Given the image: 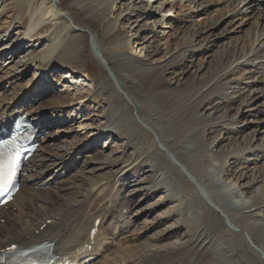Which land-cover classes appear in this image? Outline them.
Masks as SVG:
<instances>
[{
	"label": "bare ground",
	"instance_id": "6f19581e",
	"mask_svg": "<svg viewBox=\"0 0 264 264\" xmlns=\"http://www.w3.org/2000/svg\"><path fill=\"white\" fill-rule=\"evenodd\" d=\"M8 1L10 0H0V8H7ZM20 1L22 4H28L29 6L35 7V12L34 14L32 13V16H37L38 20L36 22L35 20H32L33 24L29 27V33L24 38L20 37L19 42L16 43V46H19L17 49L16 46H8L13 33L0 36V47L3 46L0 48L2 49L0 53L2 54V57L4 56V53H7L5 56L8 55L6 60H3V62L0 63V71L1 67L5 68L9 65V63L15 61V57L19 56L18 51L20 49L24 50L23 48L25 45L38 43L37 41L39 40L42 41V38L45 36L38 35L39 30L41 27L50 25L53 22L56 23L57 27L54 29V33L51 34L52 37H50V47L48 49L45 48L46 50L42 51V53H36L34 51L28 53V61H30L31 65H24L26 68H24L23 71L30 74L34 70V76L29 79V84L37 83L40 78H45L46 73L53 72L54 67H56L55 65H59L70 70L65 74L67 76H65L63 80L73 79L75 78L74 75L79 74H83L85 75V78H88L86 73L83 71L88 60L89 50L86 49L87 45H90L92 50H95L94 53L101 62L105 61L106 65L110 67V64H108L105 59L104 52H102L99 47L98 38L94 36L89 28L80 26L73 18L64 12L62 5H60V0ZM141 1L142 2L139 3H143L145 10L138 12L136 15L141 20L140 22L146 20L147 23H150V33H152V37L156 39L155 41H157L160 46L166 48V52H164L163 57L160 55V59H164L163 66L160 65V63L146 64L137 60L131 61V59L128 58V48L131 46V39L123 34H121L123 36L115 34L119 21L123 19L122 13L124 14L131 11L130 5L124 7L121 13L118 11L120 14L117 15L115 19H110L108 17L109 14L115 12L114 8H118L115 6L118 4L117 2H120V0H70V2L80 4L86 14L94 13L95 15L93 16L104 21L105 34L115 37V39L112 40L110 49L114 56L113 58L118 61L119 66L115 71L110 68L112 70L110 79L114 81V88H110L111 92H109V94L115 96V99L116 97L119 99V102H117L119 103L117 105L119 108H109L111 111L108 116V122L100 126L96 133L97 135H103L102 133H104L108 128L110 130H115V132L120 134V136L125 135L129 131L126 129V124L133 122L135 125V131H140L141 128H144L152 132V134H155V125L153 126L148 122L152 117L150 118L148 115H144L145 109H143V107H146L147 110H151V112L155 115L162 113L159 119L164 120L165 123L169 125L165 131L166 141L161 142L158 136L153 135L157 138L158 147L160 146V149H158L160 150L159 152L161 153V156H159V158L153 157V164L150 165V167L156 168L159 162H161L164 158H168L170 165L178 171L175 175V181L177 182L179 180L182 184H187L186 187L188 189L193 187L194 191L197 192L196 196H198V199L200 200L199 203H201L202 206L195 209L197 214H194L193 212L191 214L192 217L190 220H193V222L197 224L195 228H188L186 226L184 228V233H180L178 236L175 235V241H169L170 237H161L155 240L153 246L160 247V250H155L154 253L143 256L138 262H130L128 264H264V244L259 247L254 240L255 237L264 238V106H262V104H264V44H258L264 36V30H259V25L257 27L256 24H253L254 27H251L249 32H245V40L243 38L242 40L239 39L240 41L237 39L229 41L227 39L228 32L230 31L227 28L233 25L234 22L236 23V21V24L239 25L240 22L251 19V13H253L254 8L256 7V2L260 3V1L263 0H236L238 5H236L235 8L230 7L229 5L225 8L227 10L217 11L214 15L201 14V18L199 20H194L191 23L189 22L186 27L183 22H179L173 27L167 26L173 25V22L171 23L169 22L170 20H165V18H163L166 16V12L163 13L162 17L156 15L158 14L157 11L163 12V10L167 8V5H169V12H174V15L176 16V12H178L176 6V3H178L177 0ZM148 8H150L148 12H145ZM3 11L4 10L0 9V13H3ZM260 13L256 14L260 16ZM221 22H223L222 25H220ZM167 28L175 29L176 31L181 28L179 31L180 34H183L184 38L188 37L191 39L186 42V44L182 45V49L178 52V55L171 54L172 49L169 45V40H166V38L164 40V36L166 34L164 29ZM237 29L239 30L240 27H237ZM69 32L78 34V36L73 34L74 36L72 42L70 41L72 35L69 34ZM118 32L119 30L117 33ZM212 37H214L217 41L211 45L218 48V50L216 49L217 52H215V54L207 60L208 67L210 66L212 68H210L211 71L213 70L211 75L209 74L207 76L208 78L201 82L197 80L196 76H185V81L183 80L184 82H182L181 80L176 90H169L170 87L167 89V84L162 78L165 72L168 69H172L175 73L177 69H181L182 72H179L183 75L188 69V66L186 67L183 65L181 56L184 55V57L182 56L183 59L188 58L191 61L197 55L195 49H198L200 44L202 46L208 43ZM226 39L228 40L227 42ZM233 41L235 46L237 44H241L243 46V50L248 47L245 50L246 53L250 55H246L248 57L244 56L243 62H239H241V65L243 64L241 66V70H243L242 72L249 75L246 79L252 81V84H249L251 82L246 84V88H248L247 91L250 93L249 95H254L251 99H258L261 101V105L257 104L260 106L257 113L259 111V114H261V124L253 128L250 142L242 143L241 148L231 151L228 150L225 153H212L205 150L203 145L207 132H209V130L216 123H214L213 120H204L200 117L196 118V111L200 106H202L207 97H210L211 94H214L216 91H222L224 89L223 79H221L222 77L220 76L223 72L226 73V70L227 72L228 70L232 71L230 68L238 61L236 59L234 61L229 59L235 58V53H233L234 50L232 51V45L234 44ZM256 44L258 45L256 46ZM244 45L247 47H244ZM62 50L67 51L68 53H64ZM13 58L14 60H12ZM227 60L228 62H226ZM205 66L206 64L203 62L198 64L196 71L202 72ZM6 74V77L8 78L10 74ZM52 75H54V73L50 74V76ZM231 75H233V72ZM231 75L229 76L230 78H232ZM235 77L236 76L233 78ZM233 78L230 79L231 81H229V84H232L235 81ZM16 81H18L17 77L15 79V82ZM56 82L57 81H55V83ZM60 87V91H65V93L67 92V90L64 89L65 87ZM47 88H49V86L44 89ZM95 89H98L97 93H100L102 96H104V90L108 91L106 87H104L103 90V87L100 86V84H96ZM81 90L82 88L80 86L74 87V91L76 93L79 92V95L83 96L85 91ZM171 91H174V93L170 94L169 92ZM145 94H151L153 96L150 95L152 97L150 99H143L142 96ZM15 99H17L15 96L11 98L7 90L0 91V119L2 118L5 120L7 124H11L17 117L16 115L20 114L22 109L27 113H31L29 108H24V106L16 107L19 101ZM80 99H82L83 102L86 101L85 96ZM112 102L115 104L114 100H112ZM154 102L157 104V108L155 107L156 104L153 106ZM113 103L112 105H114ZM120 103L124 105L123 109L128 111L124 112V110H122V112L120 110ZM241 108L242 106L236 108V115L240 112L239 110ZM37 110L39 109L36 108L33 113H36ZM47 116V113H44L43 118L46 119ZM36 117L34 116V118ZM225 120L227 121V119ZM225 120L218 121V123L225 126L226 129H229L230 126L234 125L231 119L227 122H225ZM47 125H50V123ZM47 125L40 126L38 130L48 131L49 127ZM129 126L132 127V125ZM132 129L130 131L133 132L134 130ZM230 129L229 133L233 132L237 135L236 130L233 129L230 131ZM132 132L130 133L132 134ZM96 133L92 132L91 137L94 135L97 136ZM131 134H129L127 138H130ZM161 134L163 133H159V135ZM187 139L192 140L195 144ZM190 144L196 145V147L200 144L203 148L197 147L193 150L190 147ZM175 147H178V151H173V148ZM39 151L42 153L41 156L43 159H40L42 162L37 161L39 162L36 163V167L38 169H40L46 161H60L62 159V155H56L49 148L47 149V145L44 146L42 144ZM82 152H85V154L88 153H86V151ZM71 153L72 152L69 154ZM231 156H234L239 162L238 169H240V172L242 173L249 171L254 174L256 171L260 170L263 178L261 182L259 181L260 184L259 186L257 185V188L262 187V193L259 197L254 196L249 198L246 196V194H252L254 192L251 190L255 188L254 186L249 188L243 195H239V201H232V203L229 204L230 206H225L219 203L220 201L218 202L213 199L214 197L210 194L211 191L209 192V190H207L206 184H204L205 181L202 182L201 179L205 178L207 173L213 168L216 169L221 167L222 169V166ZM34 157L35 154L32 159V163L35 167ZM100 157L101 156L96 154L91 156V160L98 161ZM74 159L75 156H73L67 163H64L65 161L60 162L59 168L61 169L64 167L66 169L67 167H73ZM53 175L56 176L57 174L54 172ZM35 177L36 178H30V180L24 179L23 184L20 187V191L16 195L17 198L22 197L27 200L25 204L27 209L24 211V209L20 207L22 208L19 211L20 221L14 220L9 212L3 209L0 210V221H5V224H0V250L13 244H18L21 247H29L48 240L54 244V249L57 254L61 255L62 258L71 257L70 259L73 260V258L78 256L76 253L82 250L85 244L92 245L90 242V232L93 229L96 220L101 218V214L93 216V213L90 214V212L97 210L98 207V209L102 207H100L101 201L98 202L97 198L99 197L101 200H105V198H107V191H112V187L108 186L110 184L103 185L100 186L98 190L94 189L91 194L89 193L86 198V208L84 204L77 207L66 206L65 210L57 211L56 213L58 214H52L50 209L55 200L53 201V199L47 198L49 195L46 199L45 196L44 198L40 197L39 191L34 188L41 186L46 182L55 181L56 179L52 178L48 173H46V171L37 174ZM162 182L168 183L167 178H161L159 184ZM31 184L34 187H31ZM127 184L130 183L128 182L122 184V189L129 187ZM131 185L132 184H130V186ZM257 188H255V190ZM24 193H27V196H24ZM37 205H39V207ZM119 206H121V204ZM39 208H43L44 210L42 209L43 211H39ZM107 211L105 209V212ZM32 212H34V214L36 213L37 216H34V214L31 215ZM62 214H64V216L60 219ZM92 216L93 223L91 222ZM25 217H28V221L24 220ZM35 218L40 220L42 219V222L40 221V223L45 225L44 230L39 232L37 235L30 227L36 222ZM105 218L106 217L104 216V219L98 227L99 236L97 235L94 239L96 249L93 245L91 247V251H86L85 253L89 252L87 257L97 254L99 251L98 249H103L104 243L101 242L103 235L107 234V232L111 230V227L106 229ZM49 220H52V224H47V221ZM42 224H40V226L38 225V228H36L37 226L34 228L40 229ZM112 227L113 229L118 228L117 226ZM188 230L189 235H187ZM246 241L251 245L248 251H245L246 248L244 243Z\"/></svg>",
	"mask_w": 264,
	"mask_h": 264
},
{
	"label": "rangeland",
	"instance_id": "374dc122",
	"mask_svg": "<svg viewBox=\"0 0 264 264\" xmlns=\"http://www.w3.org/2000/svg\"><path fill=\"white\" fill-rule=\"evenodd\" d=\"M177 1L178 3H176V6L178 12H176V16L174 15L175 18L169 21L171 23L173 22V25H167L169 27H173L179 22H183L186 27L189 22L191 23L194 20H199L201 14L214 15L217 11L227 10L225 9L226 6L230 5V7L235 8L236 5H238L236 0ZM139 2L142 1L120 0L115 6L118 8H114L115 12L109 14L108 17L110 19H115L124 7L130 5L131 11L124 14L122 13L123 19L119 21L115 34L120 36L124 35L131 39V46L128 48V58H130L131 61L137 60L146 64L160 63V65L163 66L164 59L161 60L160 58L161 56L163 57L166 48L160 46L157 41H155L156 39L152 37V33H150V23H147L146 20L140 22L141 20L137 17L136 14L138 12L145 10L143 3ZM7 5V8H0L4 10L3 13H0V36L13 33L8 46L14 47L16 43L19 42L20 37H26L29 33L30 25L33 24L32 20L36 22L38 17L32 16V13L34 14L35 12V7L22 4L20 0H10L7 2ZM60 5H62L63 11L73 18L80 26L89 28L94 36L98 38L99 47L102 52H104L105 59L108 64H110V67L101 62L96 57L94 53L95 50H92L90 45H87L86 49L89 50L88 60L83 71L86 75H89V81L83 74L74 75L75 78L73 79L63 80V78L67 76L65 74L70 70L55 65L56 67H54L53 72H49V74L54 73V75H48L45 80L40 78L41 80L39 79L37 83L29 84V79L34 76V70L30 74L23 71L24 68H26L25 66L30 64V61H28V53L33 51L42 53V51L50 47L51 34L54 33V29L57 27L56 23L53 22L50 25L41 27L39 30L38 35L45 36L42 38V41L39 40L37 41L38 43L25 45L26 48L24 47V50L20 49L18 51L19 56L15 57V61H12L14 60L13 58L11 60L12 63H9L8 66L5 68L1 67V70H3L0 72V91L7 90L11 98L15 96V98H17L15 100L19 101L18 104L16 103V107H29L31 117L37 116V118H39L43 117L44 113H47L48 116L45 121L47 124L50 123V125H47L49 130L41 137L42 143H44V146L47 145V149L49 148L56 155H62L60 161H46L45 164L38 169L36 163L42 162L40 159H43L41 156L42 153L39 151L40 153L34 157L35 167L34 164H32L29 178H36L34 176H37L39 171L40 173L46 171L52 178H56L53 173L55 172V174H57L58 172L59 174L60 162L65 161L64 163H67L75 156L73 167L70 165V168H61V171L65 169V173L67 174H62L61 177L57 174L59 179H56L55 185L42 190H38L40 186L34 188L39 191L40 197L44 198L45 196L46 199L49 195L47 198H51L53 201L55 200L51 206L50 212L52 214H58L56 212L65 210L66 206L77 207L83 204L86 208V198L89 193L91 194L94 189L98 190L100 186L110 184L108 186L112 187V191H107V198H105V200H101L99 197L97 198L98 202L101 201L100 207H102L100 209H98V207L97 210L90 212V214L93 213V216L101 214L102 219L105 216L106 229L111 227V232L109 231L107 234L103 235L101 241L104 243L103 249H101L98 258L94 260L92 264H128L130 262H138L143 256L154 253L155 250H160V247L153 246L155 240L161 237H170L169 241H173L175 235L178 236V234L184 233V228L186 226L188 228H195L197 224L194 223L193 220H190L192 217L191 214L192 212L197 214L195 209H198L202 204L199 203L200 200L198 196H196L197 192L194 191L193 187L190 186L192 188H190L191 191L186 187L187 184H182L179 180L177 182L175 181V175L178 171L170 165L168 158H164L159 162L156 168L150 167V165L153 164L152 160L161 156L157 138L153 135L158 136L161 142L166 141L165 131L169 125L166 124L164 120L159 119L162 113L155 115L151 110L148 109V111L146 107H143V109H145L144 115H148L150 118L152 117L148 122L153 126L155 125V134H152V132L144 128H141L142 131H135V125L132 122L126 124V129L129 131L125 135L120 136L115 130H110L108 128V130L106 129L105 132L102 133L103 135H97V129L108 122V116L111 111L109 108H119V106H117L119 104L117 103L119 99H117V97L115 99V96L109 94V92H111L110 88H114V81L110 79V72L112 70L115 71L119 66L118 61L113 58L114 56L110 49L112 40L115 39V37L105 34L104 21L93 16L95 15L94 13L86 14L80 4L70 2V0H60ZM255 6L256 9L254 8L253 13H251V19L244 20L240 22L239 25L236 24V21V23L234 22L233 25L227 28L230 30L227 35L229 41L236 39L242 40V38L245 40L246 33L249 32L251 27H254L253 24H256L257 27L259 25V30H264V0L260 1L259 5L256 3ZM149 9L150 8L145 12H148ZM169 11L170 6L167 5V8H165L163 12L157 11L158 14L156 15L162 17L163 13L166 12L167 14ZM256 13H260V16ZM222 23L223 22H221L220 25H222ZM237 27H240V29L238 30ZM180 29L178 31L169 28L164 29L166 33L164 40L165 38L169 40L172 55H178V52L182 49V45L191 40L188 37L184 38V35H181L179 32ZM118 30L119 32L117 33ZM69 34L72 35L71 42L73 41L74 35L78 36V34L74 32H69ZM227 39L226 42L228 41ZM216 41L217 40L212 37L205 45L201 46L200 44V47L195 49L197 55L192 59L193 61H190L188 58L183 59L184 55H182L183 57L181 56V59L183 65L186 67L188 66V69L183 75H181V69H177L175 73L172 69H168L162 77L167 84L166 88L168 89V87H170L169 90H176L181 80L182 82L185 81V76H196L197 80L200 82L208 78L207 76L209 74L211 75L213 70L211 71L212 68L210 66L208 67L207 60L218 50V48L211 45ZM260 42L258 43L259 45L264 44V36ZM258 44H256V46ZM232 46L235 58L229 59H231V61L235 59L238 61L230 68L232 71L228 70L227 72L226 70V73L223 72V75L221 74L220 77L223 79L224 89L222 91H216L214 94H211L210 97H207L202 106L196 111V118L200 117L204 120H213L214 123H216L209 132H207L203 145L205 150L212 153H225L228 150L231 151L241 148L242 143L250 142L253 128L261 124V114H259V111L257 113L261 101L258 99H251L254 95H249L250 93L247 91L248 88H246V84H248V82L252 84V81L246 79L249 75L242 72L241 66L243 64L241 65V62H239H243L244 56L248 57L250 55L247 54L245 50L248 47L244 45V47L246 46L247 48L243 50L241 44L235 46L234 43ZM18 47L19 46H16V49ZM62 51L68 53L67 51ZM5 54L7 53H4L2 57L0 53L3 60H6L4 57H8V55L5 56ZM202 62L206 64L205 68H203L202 72L196 71L198 64ZM226 62H228V60ZM232 72L233 75L236 76L235 78L231 75ZM6 73L10 74L8 78L6 77ZM230 75L235 79L232 84H229V81H231L230 79H232L229 77ZM224 76L227 77L225 78ZM16 77L18 81L15 82ZM55 81L58 83H55ZM96 84H100L103 90L104 87H106L108 91L104 90V96L97 93L98 89H95ZM48 86L49 88L44 89ZM60 86H63V88L65 87L64 89L67 90V92L60 91ZM76 86H80L82 88L81 91H85L83 96H80L79 92L76 93L74 91V87ZM169 93L173 94L174 91ZM150 95L145 94L142 98L150 99L152 98L151 96H153ZM84 96L86 97L85 102L80 99L81 97L84 98ZM112 100H114L115 104ZM112 103L114 105H112ZM155 104L154 102L153 106H155ZM122 105L123 104L120 103V110H124V112L128 111L123 109L124 105ZM241 106L240 112L236 115V108ZM262 106H264V104H262ZM155 107L157 108V104ZM36 108L41 111L37 110L36 113H33ZM225 119H227V121L231 119L234 127L230 126L232 129H229L230 131L233 129L236 130L237 135L233 132L229 133V129H226L225 126L218 123V121H224ZM227 121L225 120V122ZM129 125H132V127ZM131 129L138 133L134 131L133 133L130 131ZM92 132L96 133L97 136L94 135L91 137ZM130 132H132V134ZM159 133H163L164 135H159ZM129 134H131V137L127 138ZM187 140L195 144L192 140ZM190 147L193 150L197 147L203 148L200 144H198L197 147L196 145L190 144ZM177 149L178 147H175L173 151H178ZM82 151L88 153L85 154V152L83 153ZM70 152L72 153L69 154ZM96 154L101 157L99 160L97 159L98 161H92L91 156ZM238 164L239 162L237 159L231 156L222 166V169L221 167L216 169L213 168L207 173L206 177L203 178L204 180L201 179L202 182L205 181L204 184H206L207 190H209V192L211 191L210 194L214 197L213 199L218 202L220 201L219 203L225 206L231 204L232 201H239V195H243L249 188L254 186L257 188V185L259 186L263 178L260 170L256 171L254 174L249 171H245V173L240 172ZM164 177L167 178L168 183L162 182L159 184L161 178ZM128 182L132 185L130 186V184H127L129 187L122 189V184ZM31 187L34 186L32 185ZM255 188L251 189L254 191L252 194H246V196L249 198L254 196L259 197L262 193V187L256 190ZM24 196H27V193H24ZM26 202L27 200L25 198L20 197L17 199L15 206L8 211L14 220L20 221L19 211L22 208L24 211L27 209L25 205ZM120 204L121 206H119ZM37 206L39 207V205ZM42 209L43 208L39 211L44 210ZM105 209L108 211L105 212ZM33 214L34 212H32L31 215ZM34 216H37V214L35 213ZM63 216L64 214L60 216V219H62ZM93 216L91 219L92 223ZM27 218L28 217H25L24 220L28 221ZM40 221L42 222V219L40 220L37 218L36 222L38 223L35 222L30 226L32 231L36 232L35 234H38L40 231V229H36L42 224ZM2 223L3 221H1L0 224ZM3 224H5V221ZM112 226H117L118 228L113 229ZM187 235H189V230ZM254 240L259 247L264 244L263 237H255ZM244 244L246 248L245 251H248L251 245L248 244L247 241Z\"/></svg>",
	"mask_w": 264,
	"mask_h": 264
},
{
	"label": "snow or ice",
	"instance_id": "6c2138e0",
	"mask_svg": "<svg viewBox=\"0 0 264 264\" xmlns=\"http://www.w3.org/2000/svg\"><path fill=\"white\" fill-rule=\"evenodd\" d=\"M20 161L21 152L19 149L6 151L5 144L0 143V196H3L13 184ZM15 248L16 245L13 244L12 248L7 251H13ZM0 264H5L2 255H0Z\"/></svg>",
	"mask_w": 264,
	"mask_h": 264
},
{
	"label": "water",
	"instance_id": "95a60500",
	"mask_svg": "<svg viewBox=\"0 0 264 264\" xmlns=\"http://www.w3.org/2000/svg\"><path fill=\"white\" fill-rule=\"evenodd\" d=\"M103 63L105 64V61H103Z\"/></svg>",
	"mask_w": 264,
	"mask_h": 264
}]
</instances>
